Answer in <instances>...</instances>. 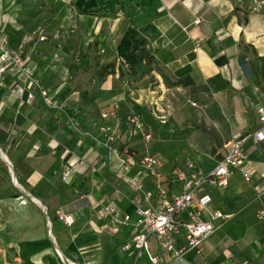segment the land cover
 <instances>
[{
    "label": "crops",
    "instance_id": "1",
    "mask_svg": "<svg viewBox=\"0 0 264 264\" xmlns=\"http://www.w3.org/2000/svg\"><path fill=\"white\" fill-rule=\"evenodd\" d=\"M16 1L0 0V35L21 55L37 84L10 64L0 77V117L5 119L0 120V151L6 159L0 157V179L3 162L27 202H12L7 191L0 196V264H127L137 253L123 252L121 246L139 231L135 208L144 201L118 170L126 148L137 159L145 154V145L141 136H128L122 115L136 105L167 110L166 130L191 129L196 142L186 137L180 151H162V170L211 171L231 135L250 134L259 123L264 7L253 12V0H55L69 1V10L56 16L68 13L71 20L65 26L72 29L59 30L65 36L62 44L46 46L39 33L26 32L28 19H34L29 10L18 14L26 19L25 26L14 25ZM132 29L145 38L154 58L148 80L127 75L126 65L123 77L115 68L103 80L92 78V55L121 63L131 47ZM46 50L54 58L46 59ZM77 55L78 61L73 58ZM40 89L56 107L44 103ZM113 103L119 105L115 117L104 119L101 113ZM111 122L118 123V136L107 147L99 128ZM195 147L221 148V157ZM243 148L246 160L227 186L202 189L211 196L209 209L222 211L224 218L215 221L220 226L204 239L201 250L174 259L149 236L150 252L158 261L151 263L143 253L136 264H264V217H259L264 211V142L248 137ZM64 168L71 170L67 181L61 179ZM138 171L144 187L151 188L139 166H132L131 172ZM162 184L172 192L180 189L170 177ZM13 190L10 186L8 193ZM111 193L120 211L131 214L128 224L97 219ZM57 209L71 213L73 223L59 220ZM207 217L204 212L202 218ZM181 243L178 237L176 245Z\"/></svg>",
    "mask_w": 264,
    "mask_h": 264
},
{
    "label": "built area",
    "instance_id": "2",
    "mask_svg": "<svg viewBox=\"0 0 264 264\" xmlns=\"http://www.w3.org/2000/svg\"><path fill=\"white\" fill-rule=\"evenodd\" d=\"M263 7L264 0H253L251 10L257 12ZM8 64L24 74L31 83L37 84L25 66L23 58L9 48L8 41L5 38L0 37V77L6 72ZM40 93L46 105L56 107V102L46 90L40 89ZM33 96L32 92L27 94L29 100H32ZM192 105H195V103H192ZM118 108L119 105L113 103L101 113V116L104 119L115 117ZM256 112L258 126L250 134H244L242 131L234 132L224 144V156L208 173L187 174L178 168L164 172L157 156L145 153L134 159L125 150L127 157L126 159L122 158L118 176L123 178L135 193L142 196L144 203L137 205L135 208L134 225L138 227L139 231L122 244L123 252L135 250L137 253L136 258L145 253L151 263H156L158 257L150 252L149 236L153 237L162 253L169 254L174 259L180 258L190 250L196 252L201 250L204 239L220 226L215 221L224 218L222 211L209 209L211 196L202 189L205 185L227 186L229 177L240 169L246 160L243 148L246 138L251 137L256 143L264 142V105L257 106ZM150 113L153 119L160 123H165L168 118L167 110L159 109L156 104L150 106ZM127 120L129 122L128 136H141L144 142H148L151 135L145 129V125L140 118L136 114H130ZM118 127L117 122L105 123L100 126L99 130L104 134V145L107 147L116 142ZM135 164L150 180L151 188L146 189L144 187V177L139 171L131 172L132 166ZM70 175L71 170L64 168L61 174L62 181H67ZM167 177L180 185L179 191L172 192L166 185L162 184V179ZM245 179L248 180V176H245ZM204 212L208 215L206 219L202 218ZM183 214H185V217ZM55 215L66 225H71L74 221L71 213L61 209H57ZM96 217L100 220L117 221L124 225L131 220L130 213L122 212L118 208L116 194L114 193L109 194L105 203L97 211ZM259 217H264V211H260ZM178 237H182V243L176 245ZM136 258L127 264H136ZM66 264L90 263L69 261Z\"/></svg>",
    "mask_w": 264,
    "mask_h": 264
},
{
    "label": "rangeland",
    "instance_id": "3",
    "mask_svg": "<svg viewBox=\"0 0 264 264\" xmlns=\"http://www.w3.org/2000/svg\"><path fill=\"white\" fill-rule=\"evenodd\" d=\"M69 6H70L69 1L58 3L55 0H17L16 3H14L13 10H12L13 13H16V16H14L13 22H14V25L16 26H20V25L25 26V24H22V23L24 22L23 20H26V19L24 17L21 18V15H18V14H20L21 10H29L28 16H32L31 15L32 13L34 15L33 16L34 19L32 20V17L28 19L29 25L27 24V28L29 30L26 32L29 33L31 36L34 34L35 36L36 34L38 36V33H39L40 35L38 36V38L42 37L43 41L41 42L46 44V46H51L54 44H57V45L62 44L63 38H65V36L62 34H59V30L62 29L64 30L63 33L64 32L66 33L67 31L72 29V27L69 28L65 26V24H69L68 22H70L71 19H69L70 17L68 13L66 14L63 13L62 15L60 14V16H56V14H59L64 9L69 10ZM37 14L39 16H37ZM31 28H33V31L30 30ZM0 37L8 40L7 37L4 35H0ZM65 42L66 41L64 40V43ZM16 53L19 54L18 52ZM45 53H46V59L54 58V55L52 54L51 51L46 50ZM73 58L78 61L80 59V56L79 55L75 57L73 56ZM190 106L192 108L196 107L195 105H190ZM144 111L149 112V108H146ZM148 118H149V122H146V123H149V125L147 124L148 127H146L145 125V129L147 131L150 130L151 139L147 143L143 142V144L145 145L143 146L145 153L161 156L162 151H165L166 149H169V150L175 149V150L180 151L182 148H184L183 138L185 139L186 137L189 139V141L196 142L195 137H194L195 132L193 130L188 129L185 131L177 132V131H171L170 129L166 130V127L164 128L163 127H153L152 124L155 120L153 119L154 121L152 122L150 120V117ZM181 144L183 145L181 146ZM195 148H198L200 152L205 153L212 158L219 159L221 157V148H209V147H195ZM0 154L1 156L5 155V151L4 150L0 151ZM169 162L171 161L169 160ZM2 165L4 166L3 167L4 169H3L2 176L0 179V196L2 194H6L5 192L7 191L6 195H9L8 197L12 199V202H17L18 204L27 203L26 201L21 199L22 197L20 195H18L20 191L18 187H15L16 185H14L11 182V177L8 172L7 166L3 162H2ZM10 186H12L14 190L11 193H8ZM5 188L7 189L4 190Z\"/></svg>",
    "mask_w": 264,
    "mask_h": 264
},
{
    "label": "trees",
    "instance_id": "4",
    "mask_svg": "<svg viewBox=\"0 0 264 264\" xmlns=\"http://www.w3.org/2000/svg\"><path fill=\"white\" fill-rule=\"evenodd\" d=\"M133 33L132 43L130 50L124 54L123 61L119 64L116 63L115 59L101 61L99 56L96 54L92 55L93 60V67L91 72V77H98L99 80H103L108 74H112L115 71V68L119 71V77H123L125 75V72L123 71L122 66L126 65V74L129 76H134L135 79L140 80H148L149 73L153 70L151 64L154 61L153 56L151 55V52L149 48L147 47V42L144 37H142L136 29L131 30ZM95 44H89L88 48L94 47ZM167 84V82L165 81ZM93 100V98H92ZM146 108H143L141 106L136 105L135 109L130 112H126L123 114V120H125V123L127 125V128L129 126V122L127 120L128 115L130 114H136L140 120L144 123V125H149V118L153 122V117L149 112L144 111ZM0 120H5L0 117ZM165 123L157 122L156 120L153 122V127H166ZM149 129V128H148ZM150 133V130L148 131ZM151 135V133H150ZM151 139V136H150ZM149 139V140H150ZM126 142V141H123ZM0 143H1V137H0ZM147 143V142H146ZM125 144V143H124ZM131 148H126V152L129 154L131 153ZM131 155V154H130ZM154 156H157L155 154H152ZM127 154L124 153L123 158L126 159ZM158 157V156H157Z\"/></svg>",
    "mask_w": 264,
    "mask_h": 264
},
{
    "label": "water",
    "instance_id": "5",
    "mask_svg": "<svg viewBox=\"0 0 264 264\" xmlns=\"http://www.w3.org/2000/svg\"><path fill=\"white\" fill-rule=\"evenodd\" d=\"M0 157H1L3 160L6 161V159H4V157L1 156V154H0ZM9 169H10V171H12V167H11L10 165H9ZM11 179H12V182H13V183L16 182L15 176H14V174H12V173H11Z\"/></svg>",
    "mask_w": 264,
    "mask_h": 264
}]
</instances>
